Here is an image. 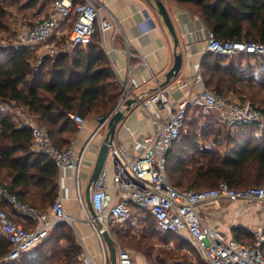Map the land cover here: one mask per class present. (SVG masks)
Here are the masks:
<instances>
[{
	"label": "built area",
	"instance_id": "obj_1",
	"mask_svg": "<svg viewBox=\"0 0 264 264\" xmlns=\"http://www.w3.org/2000/svg\"><path fill=\"white\" fill-rule=\"evenodd\" d=\"M49 11L40 21L21 27L15 42L34 45L56 38L59 48L50 50V55L69 52L74 47L91 42L96 33H104L116 24L113 16L103 17L95 0H48ZM65 33V38L62 35ZM206 51L227 57L239 54L264 56V43L219 40L207 30ZM43 58V57H42ZM42 58L39 59L40 64ZM137 82L129 77L122 85L115 107L98 122L95 132L78 153L73 147H56L48 130L23 114L24 124L30 128L36 150L48 156L58 171L71 170L76 199L85 213L87 224L98 243V259L90 252L86 239L77 234L81 247L79 264H110L108 251L101 233L106 230L115 242L117 264H140L113 236V227L134 216L137 209L148 212L159 232L173 234L187 239L195 249L199 259L205 264H264V226L253 231V241L245 243L232 235L213 227L205 221L203 210L220 200L242 201L264 204V186L235 189L222 182L217 186L202 190H185L174 187L166 175L167 154L174 141L180 137L187 108L201 109L215 114L220 124L234 128L239 124L255 122L264 126V113L249 103L221 96L206 87L200 69L195 74L177 84L179 89L189 88L180 101L175 102L170 88L156 86L154 91L140 99V104L156 125L154 133L136 136L128 126L130 146L116 143L108 145L107 157L97 179L90 188V203L95 217L87 213L82 198L80 174L86 159L91 138L106 128L111 115L127 98L135 97ZM0 108L10 105L0 102ZM122 109V108H121ZM80 128L85 119L77 113H68ZM102 115L98 118H102ZM121 194L120 199L114 196ZM0 195L10 205L11 210L0 208V232L10 244L2 260H16L21 254L41 243L60 222L72 224L73 216L67 214L63 199L59 195L44 210L21 202L14 194L0 190ZM169 264H183L172 261Z\"/></svg>",
	"mask_w": 264,
	"mask_h": 264
},
{
	"label": "trees",
	"instance_id": "obj_2",
	"mask_svg": "<svg viewBox=\"0 0 264 264\" xmlns=\"http://www.w3.org/2000/svg\"><path fill=\"white\" fill-rule=\"evenodd\" d=\"M175 1L189 5L219 40L264 43V0ZM35 2L28 0L25 6H32ZM1 3L2 0L0 18L4 15ZM45 4L47 7L50 5L48 0H45ZM71 51L73 55L60 52L54 58L46 54L39 65H34L27 45L0 46V102L22 107L47 125L45 128L51 141L59 149L68 146L69 139L78 129L68 113H81L84 116L90 113L108 114L115 107L121 92L98 33L90 43L78 45ZM229 58L232 57L213 52L204 56L201 65L206 86L225 97L227 92H236V85L246 82L248 78L252 81L258 73H262L257 81L264 87V62H248L247 67L251 68H247V76H238L237 73L243 72L240 68L243 66L240 64L237 68ZM45 75L47 78H43ZM252 107L264 113V109L255 105ZM191 109L193 107L187 108L180 137L174 141L167 154L166 175L169 182L185 190L213 188L222 182L235 189L264 186V126L255 122L242 123L234 128L226 126L232 133L225 134L224 140L216 142L217 148L213 149L201 146L199 138H203L205 132L202 130L198 134L190 124L188 113ZM208 115H212V118L207 121L205 128L212 122L220 124L216 115ZM66 131L69 134L64 133ZM212 139L215 140V136ZM223 144L228 145H224L221 151L219 146ZM32 145L29 126L23 122L17 123L13 115L0 108V185L5 187L3 191L14 194L21 202L44 210L58 195L59 171L48 156L33 149ZM0 208L11 210L1 195ZM134 216L137 220H142L144 216L151 217L157 229L148 212L137 209ZM132 217L125 222L131 221ZM64 225L67 223H58L41 243L22 253L20 258L2 260L0 264H44L43 244L48 239L65 243L56 249L52 258L69 260L79 257L81 247L69 229L60 230ZM232 231L233 237L239 241H253V233L244 227L234 226ZM51 233L52 238L49 237ZM163 235L172 236L179 242L187 240L172 234ZM125 243L142 253L151 264H166L169 259L178 260L174 251L155 248L154 243L145 237L137 240L130 238ZM9 249V242L0 232V258ZM188 264L195 263L190 261ZM197 264L205 263L200 260Z\"/></svg>",
	"mask_w": 264,
	"mask_h": 264
},
{
	"label": "crops",
	"instance_id": "obj_3",
	"mask_svg": "<svg viewBox=\"0 0 264 264\" xmlns=\"http://www.w3.org/2000/svg\"><path fill=\"white\" fill-rule=\"evenodd\" d=\"M162 1L178 38L177 48H175L172 37L157 9L146 0H95L101 16H113L116 20L114 28L102 34L98 33V36L120 88L129 77L133 78L138 84L134 89V94L140 99L151 94L156 86H162L166 73L173 65L175 53L181 52L183 54L181 69L177 76L165 85L170 88L173 100L178 102L189 92V88L179 89L177 84L191 78L198 69H200L201 74L203 72L201 63L207 54L205 47L208 29L200 16L189 5L177 3L175 0ZM121 108H124V105ZM97 124L96 119H86L84 124L72 134L68 146L71 145L74 152L78 153L95 132ZM125 125L136 136H147L157 129L140 102L131 105L116 129L114 141L130 146L129 132ZM105 132L106 128L91 138L86 159L82 165L80 182L85 208V187L93 170ZM201 132L197 133L201 134ZM64 133L69 134L67 131ZM213 146L217 148L216 142ZM58 185V195L63 199L67 214L73 218L81 219L71 170L59 172ZM114 198L120 199L121 194L115 195ZM224 201L229 202V207L238 208L239 214L243 210L246 213L236 217L223 212L224 210L227 211L226 208H228L223 206ZM202 215L208 224L232 236L234 226L244 227L252 233L255 229L264 226V208L257 203L247 204L242 201L220 200L217 204L203 211ZM80 224L81 226H78L77 231L85 237L90 252L98 258L99 247L95 236L85 228V224ZM159 233L163 235V233ZM87 239L90 242L87 243ZM137 261L144 264L143 261L138 259Z\"/></svg>",
	"mask_w": 264,
	"mask_h": 264
},
{
	"label": "rangeland",
	"instance_id": "obj_4",
	"mask_svg": "<svg viewBox=\"0 0 264 264\" xmlns=\"http://www.w3.org/2000/svg\"><path fill=\"white\" fill-rule=\"evenodd\" d=\"M27 1L28 0H2L1 8L2 11L4 12V15L0 18V24L4 27V29L3 28L0 29V46H8L10 44L19 45L18 43L15 42L18 30L23 26L31 25L33 23L40 21L42 18L45 17L47 11L49 10V8L45 4V0H36L35 4H33L32 6H27V5L25 6V4H27L26 3ZM65 36L66 35L64 33V35H62V39H64ZM58 43L60 42H58L56 38H51L47 42L37 43L34 45H27L30 49V57L34 65H37L39 59L44 57L46 54H48L50 58H54L56 54L50 56L49 53L51 49L59 48ZM68 54L73 55L74 52L69 51ZM228 60L232 62V64L237 68L240 64L241 66H243L240 67L242 68L243 72L237 73L238 76L240 74H245V75L247 74L249 68H251V67H247L248 62H250V64L251 63L255 64L257 62H264V58H255L254 56H247V55L246 56L237 55L232 58H229ZM228 60H226V62ZM261 74L262 73H258V75L252 79V81L249 80L250 78H248L246 82L244 83L242 82L236 85L234 87L236 92L233 93L227 92L225 93V97L239 102L241 101L247 102L252 106L255 105L261 109H264V87L259 85L257 81V77L260 78ZM43 78H47V75H45ZM206 87H208L209 89L211 88L209 86ZM9 105L10 108L6 110L11 115H13L17 123L24 122V117L23 115L21 116V111H23V114L31 117L40 126L48 127L44 123L34 118V116L29 114L27 111L21 109L22 107H13V104H9ZM77 114H81V113H77ZM102 115L90 113L86 116L84 115L82 116L85 118V120L96 119L98 121V118ZM211 118L212 115H208L207 113L203 112L201 109L193 108L188 113V120L190 119L189 122L191 125H193V128L195 127L194 128L195 131L201 132L202 129L205 132V136L203 138L201 137L199 138L201 140V146L203 145L216 149L213 146L214 142L223 141L224 140L223 136H225V134L227 133H232V131H229V129L225 125L222 124L219 125L213 122L208 128L207 127L205 128L204 127L205 124L208 123L207 121L209 120L211 121ZM257 132L259 131L257 130ZM214 136H215V140L212 139ZM218 136L219 139H217ZM224 145L225 144H223V146L222 145L219 146V149L221 151H223L225 146H227L228 144H226L225 146ZM32 148L36 150L34 144L32 145ZM0 190H5V187L0 185ZM223 203H224L223 206L228 207L226 208L227 211L224 210L223 212H227L229 214L235 215L236 217H238L239 215L242 216L243 214L246 213V211L243 210L241 214H239L240 210H238V208L236 207H229L230 205L228 201L226 202L224 201ZM255 203L257 202H253L249 204H255ZM257 204L260 207L264 208V204L261 203H257ZM85 209L87 213H89L87 209V205ZM78 210L82 218L81 219L74 218L72 224L67 223V225H64L63 227L60 228V230H66V231L69 229L74 234L75 240L77 242H78L77 234L80 233L77 230H78V226H81L80 223L85 224V228L89 232H91V229L87 224L84 211H82L79 207ZM51 236L52 233L50 234L49 237L52 238ZM113 236L116 242H118L123 249L128 250L136 259L143 261L144 264H151V262L147 261V258L142 253L136 251L133 247L125 243V242H129L130 238L137 240L145 237L146 240H150V242L154 243L155 248L174 251L176 254L175 257L176 259H178L176 261H181L183 264H188L190 263V261L194 262L195 264L200 262L199 257L197 256L196 252L194 251L189 241L185 240L179 242V240L173 238L172 236L165 237L164 235L159 234V232L155 228V225L153 224V221L151 220V217L149 216L142 217V220H137L134 216L132 217L131 221L115 224L113 230ZM240 239L244 240V238H240ZM88 242H90L89 239H87V243ZM64 244H65L64 242H57L55 240L48 239L43 244V248L45 252L44 264H79V257L77 258L72 257L69 260H62V259L56 260L55 258L51 257L53 256L56 249H58L60 246H63ZM172 261L175 260L169 259L166 261V264H169Z\"/></svg>",
	"mask_w": 264,
	"mask_h": 264
},
{
	"label": "water",
	"instance_id": "obj_5",
	"mask_svg": "<svg viewBox=\"0 0 264 264\" xmlns=\"http://www.w3.org/2000/svg\"><path fill=\"white\" fill-rule=\"evenodd\" d=\"M146 1L152 4L157 9L158 14L162 17L163 22L172 37L175 48H177L178 38L176 36V32L174 30L172 20L165 8L163 1L162 0H146ZM182 62H183V54L181 52L175 53L173 65L166 73L165 81L163 82L162 86L167 85L171 81L172 78L177 76V74L179 73L181 69ZM138 102H140V98L137 96L127 98L123 103L124 108L117 109L107 121L105 136L99 147L93 170L91 172V175L85 187V201H86L87 209L90 215L93 217H95V212L90 203V188L92 184L95 182V180L97 179V176L104 165V162L107 157L108 145L115 138L116 129H117L118 124L124 119L125 112L129 111L131 105L134 103H138ZM105 118H106V115L100 118L98 122H102ZM101 236L103 240L105 241V244L107 247L109 263L117 264L116 247H115L114 240L112 239V237L106 230L102 231Z\"/></svg>",
	"mask_w": 264,
	"mask_h": 264
}]
</instances>
